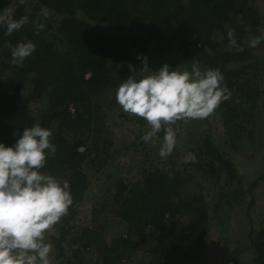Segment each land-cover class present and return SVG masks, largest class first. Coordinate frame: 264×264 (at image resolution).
I'll use <instances>...</instances> for the list:
<instances>
[{
  "label": "trees",
  "instance_id": "obj_1",
  "mask_svg": "<svg viewBox=\"0 0 264 264\" xmlns=\"http://www.w3.org/2000/svg\"><path fill=\"white\" fill-rule=\"evenodd\" d=\"M4 1L9 0H0V12L4 10L1 9ZM14 4V19L25 15L26 8L31 9V14L29 22L10 36L5 35L6 27L0 26V143L13 146L24 128L36 123L52 132L50 140L57 150L54 156H48L40 171L51 173L61 183L67 180L73 199L68 214L59 222L62 223L60 234L46 233L60 256H63L61 242L67 232L63 226L74 217L73 205L82 199L88 187L82 163L88 157L91 161L100 153H106L105 146L98 150L103 142L100 141L103 128L95 97L110 85L112 78H123L130 69L129 64L133 66L141 61L137 57L148 46L157 53L175 48L184 61L221 72L224 77L221 87L226 86L231 95L215 110L219 111L231 144L242 137L238 132L242 130V122L230 120L236 117L233 99L245 92L246 100L255 104L256 109L263 96V89H256L257 83L240 80L244 68L250 67L248 37L258 29L264 30V17L249 0H35L34 4L28 1H14ZM43 8L49 10L46 20L38 16ZM37 19L45 24L39 33L34 25ZM126 30L131 34L124 36L122 33ZM229 30L234 32L243 51L229 44ZM27 40L36 45L35 51L22 67L16 66L11 62V49L5 45L15 46ZM134 48L135 52L130 54ZM206 49H210L211 54ZM151 61H148L150 67ZM160 66L154 63L155 68ZM257 69L264 74V66ZM254 77L257 78V74ZM35 101L47 107L32 113L29 105ZM254 114L249 113L248 118H254ZM250 119L246 122L250 123ZM228 121L235 125L231 131ZM178 122L173 125L174 129L179 126ZM161 132L164 137L163 129ZM203 137L205 162L208 165L215 161L220 163L216 177L224 169L234 179L237 174L224 158L223 151L211 144L207 134ZM201 149L197 147L194 152L199 153ZM186 178L191 177L170 167L146 171L141 184L129 189L121 179L117 180V192L113 196L117 204L115 212L129 224L135 238L112 235L109 240L101 230L84 229V235L78 239H85L84 247H94L101 263L117 264L143 249L144 230L150 226L157 231L156 241L148 250L155 256L152 264L202 260L204 252L210 251L207 237L210 224L224 225L228 218L218 214L212 217L201 191L191 196L181 195L180 186ZM227 184L229 188L221 191V195L230 208L233 200L228 199L238 190H230V186L240 183L228 180ZM255 184L256 181L252 186ZM216 209L219 208L216 206ZM181 216L187 217L185 225ZM249 231L253 256L246 264H264V227ZM60 263L87 264L78 253L63 257Z\"/></svg>",
  "mask_w": 264,
  "mask_h": 264
},
{
  "label": "rangeland",
  "instance_id": "obj_2",
  "mask_svg": "<svg viewBox=\"0 0 264 264\" xmlns=\"http://www.w3.org/2000/svg\"><path fill=\"white\" fill-rule=\"evenodd\" d=\"M14 1L22 3L28 1L32 4L35 2V0L4 1L1 9H13L15 7ZM249 4L259 9L264 17V0H249ZM58 17L60 16L56 18ZM262 31L258 29L256 34L248 38L262 36ZM122 34L128 36L131 33L126 30ZM216 38L219 41L220 35ZM262 45H264V39L255 48H251L247 44V49L251 52V58H248L250 67L244 68L245 73L240 80L242 82L245 80L255 82L257 83L256 89H263L264 91V74L257 69L264 66V46ZM134 52L135 48L129 51L130 54ZM157 52L150 45L140 55L147 58L151 57L147 60H152L153 65L151 67L154 70H158L167 63L171 68L181 71L187 68L191 71L192 63L184 61L180 52L176 51L175 48L162 53ZM141 61L133 65L137 71L143 67ZM154 63L161 66L155 68ZM202 69L204 67H201ZM131 74L132 69H129L123 78L116 80L112 78L110 85L95 97L99 104L97 114L102 117L101 127L103 131L100 134V141L106 144L102 142L98 150L105 146L106 153H100L97 158L94 157L91 161L88 157L89 159L86 158L82 163L88 180V187L82 199L73 205L74 217L66 226H63L64 229H67L65 238L61 242L63 256L58 255L53 243L46 237V241L52 245V252L49 257L50 264H61L63 257L73 253L81 255L87 264H103L99 261L94 247L91 245L84 247L82 243H85V239L79 240L78 238L84 235V229L93 232L101 230L109 240L112 235L135 238L129 231V224L120 219L115 212L117 204L114 202L113 196L117 192V180L121 179L129 189L134 184L137 186L141 184L146 171L156 168L169 169L170 167L180 170L185 177H191L186 178L183 181V186H180L181 195L191 196L201 191L208 201L210 215L213 217V214H218L222 218H228V223L224 225L221 223L210 224L207 236L210 251L204 252L202 260L175 264H246L253 256L249 248V229L258 230L264 227V92L256 109L255 104L252 105L251 101L246 100L245 92L233 99L234 102L236 101L233 103L236 107V117L230 120L236 123L242 122V130L238 131L242 137L238 142L235 141L231 144L230 136L224 129L219 111L215 110L206 119L192 120L187 123L178 122L176 145L169 156L162 158L159 155L163 141L162 132L157 134L154 142H144L141 137L150 130L147 121L126 113L117 103V85ZM254 74H257V78L254 77ZM1 78L7 80L4 75H1ZM29 107L32 113H38L47 105L35 101ZM251 112L255 114L254 118L250 119L248 114ZM246 119H250V123L246 122ZM231 121L227 123L230 131L233 126L235 128ZM246 132L248 133L245 135ZM206 134L209 136L211 144L219 147L224 153V158L234 167L237 174L234 179L230 178L229 173L224 169L220 170L216 177L215 171L220 163L215 161L212 162V165H208L205 162L203 136ZM248 135H251L250 138L247 137ZM197 147L202 148L201 152H194ZM209 166H214V168ZM228 180L229 182L240 183L230 186V190L238 189L235 196L228 199L233 200L230 208L221 195V191L229 188ZM255 181L256 184L252 186ZM216 206L219 208L218 210ZM220 206H222L221 209ZM180 218L185 225L187 217L181 216ZM61 227L62 223L57 224L48 234L58 236ZM144 231L146 239L142 244L143 249L135 251L117 264H152L155 256H151L148 250L156 241L157 231L150 226H147Z\"/></svg>",
  "mask_w": 264,
  "mask_h": 264
},
{
  "label": "clouds",
  "instance_id": "obj_3",
  "mask_svg": "<svg viewBox=\"0 0 264 264\" xmlns=\"http://www.w3.org/2000/svg\"><path fill=\"white\" fill-rule=\"evenodd\" d=\"M30 14L31 9L26 8L25 15L14 19L11 8L0 12L5 35L20 30L29 22ZM38 16L46 20L49 10L41 9ZM34 25L37 33L45 27L40 19ZM228 38L233 48L244 50L232 30ZM262 39L264 35L249 38L247 44L255 48ZM5 46L11 49V62L20 67L36 48L30 40ZM206 51L211 54L210 49ZM137 58L143 67L137 71L129 64L132 74L117 85L116 100L126 113L147 121L150 130L142 135L144 142H154L163 129L159 155L166 158L176 145L178 129L173 125L206 119L231 94L226 86L221 87L224 77L218 69L201 70L193 62L191 71L171 68L167 63L154 70L147 57ZM51 136L50 130L36 123L24 128L13 146L0 143V264H50L52 245L46 241V233L68 214L73 203L67 180L61 183L51 173L40 171L57 150Z\"/></svg>",
  "mask_w": 264,
  "mask_h": 264
}]
</instances>
